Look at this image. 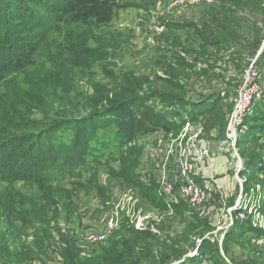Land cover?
Instances as JSON below:
<instances>
[{
	"label": "rangeland",
	"instance_id": "374dc122",
	"mask_svg": "<svg viewBox=\"0 0 264 264\" xmlns=\"http://www.w3.org/2000/svg\"><path fill=\"white\" fill-rule=\"evenodd\" d=\"M17 1L28 7L25 0ZM131 3L130 7L120 10L112 22L95 28L91 53L67 57L73 70L75 91L57 94L50 89L51 74H44L47 81L42 85L47 89L48 100L58 99L53 101L55 111L64 107L68 111L66 113L76 109L82 115L91 110L84 109L90 105L87 102L91 99L100 100L105 108L119 105L116 112L106 116L113 119L109 128H95L97 121L107 123L105 116L90 122L93 138L95 135L101 138L94 142L96 149L93 154L108 153L110 149L105 145L120 128L128 141L123 148L133 146L142 151L138 156L140 164L135 168V172L141 175L140 181H157L163 174L161 166L164 163H176L192 171L193 180L210 191L212 200L197 212L190 210L189 206L184 210L174 207L172 211H165L153 205L155 212L163 216L152 231L160 241L174 248H183L188 251L186 255L190 254L200 264H261L263 259L259 258V252L264 247L255 240L257 237L252 241L224 239L234 223L230 224L229 219L237 210L234 206L238 199L248 208L255 209L256 227L264 230V204L262 208L258 207L256 198L244 192L245 180L240 176L244 169V160L236 146L240 128L234 139H226L225 130L248 73L249 80L254 75L262 88L264 86V78L261 79L264 73V0H212L183 8L182 0H131ZM223 5L236 9L242 17L238 19L237 42L222 46L216 39L211 40L203 27L212 25L208 15L220 11ZM131 96L136 98L129 101ZM204 97H211V104L207 106L210 109L197 113L194 120L190 117V110L184 114L183 126L172 125L182 119L176 114L184 109L185 100ZM48 115L28 112L25 116L29 127L35 128L37 121H46ZM188 120L190 126L187 125ZM82 123L88 133L90 123L72 125H78L83 131ZM3 127L0 121V129ZM67 128L72 127L67 126L56 135L70 142L72 138ZM243 149L249 154L257 153L264 162V138L248 142ZM113 153L114 158L85 172L82 178H67L66 182L54 183L44 191L20 184L10 187L9 192L15 191L24 199V207L30 217L44 215L51 227L63 221L75 230H99L108 210L106 202L113 197L112 183L120 182L123 189L132 187L123 175L125 160L118 158L119 153L115 150ZM92 155L90 152L89 156ZM99 183L104 186L110 183L109 188L98 187ZM3 184H0L2 195L6 190L3 189L6 184ZM255 184L257 196L264 199L263 174L257 173L249 178V185ZM93 187L95 193L88 196ZM135 188L142 196L141 188ZM203 218H208L213 228L204 224ZM26 231L30 235H23L20 240L32 244L36 230L29 226ZM129 236V231L113 234L104 242L103 248L114 240ZM204 237H214L219 246L202 248L206 246ZM180 243L184 247L179 246ZM155 252L159 257L163 253L171 259L177 258L160 248ZM93 253L92 249H83L81 254L88 256ZM56 258L60 264V256ZM13 260L12 264H45L39 257ZM53 264L58 263L55 261Z\"/></svg>",
	"mask_w": 264,
	"mask_h": 264
},
{
	"label": "trees",
	"instance_id": "16d2710c",
	"mask_svg": "<svg viewBox=\"0 0 264 264\" xmlns=\"http://www.w3.org/2000/svg\"><path fill=\"white\" fill-rule=\"evenodd\" d=\"M25 2H28V7L17 0H0V12H3L0 17V121L4 125L3 129H0V184H8V186L3 184V189L6 190L3 195L0 193V264H12L13 259H24L26 256L39 257L45 264H53L55 261L59 264L56 256H60V264H200L196 258L187 256L188 251L183 248H174L160 241L156 233L129 226H123L114 233L115 235L121 231H129L130 236L127 239L114 240L104 248V243L99 244L92 248L94 252L92 255L82 256L83 248L77 244L73 233L75 229L70 227L67 233H63L59 224L51 227V223L44 215L30 217L24 207V199L16 195L15 191L9 192L10 187L20 184L44 191L54 183L66 182L67 178H82L85 172L114 158L115 150L119 153L118 158L125 160L124 178H127L126 181L133 188H141L143 202L166 209L165 201L158 193L159 185L155 179L150 183L138 179L141 175L135 172V168L140 164L138 156L142 151L133 146L123 148L128 142L124 130L117 129V135H112L111 140L108 139L105 145L106 149H110L108 153L93 154L96 149L94 142L101 138L97 135L93 138L91 132L94 130L89 127L90 122H96L99 116L106 118L108 114L116 112L119 105L105 108L100 100L91 99L87 102L90 105L84 106V109H91L87 114L82 115L76 109H70L71 113H66L68 111L64 107L55 111L53 101L58 99L52 98V101H49L47 89L45 90L42 85L47 81L43 78L44 74H51L50 89L57 94L75 91L72 82L73 70L67 57L91 53L92 43L95 41V28L112 22L120 10L131 6V0H25ZM223 6L220 7V11L216 10L208 15L212 25L206 24L203 27L208 37L211 40L216 39L217 44L222 46L237 42L240 26L238 19L242 17L236 9ZM261 75L263 79L264 73ZM134 98L136 97L131 96L128 100L132 101ZM209 104L211 97L185 100L184 109L176 114L182 119L173 122L172 125L183 126L184 114L190 110V117L194 120L197 113L210 109L207 107ZM48 107L50 110L47 111ZM28 112L49 115L45 117L46 121H37L36 127L30 128L28 118L25 116ZM106 119L107 123L97 121L95 128H109L113 119L108 117ZM80 122L87 125L90 123L89 128L87 127L88 133L85 131L84 123L83 131L79 130L78 125H72ZM67 126L74 128H67L72 138L70 142L56 135L57 131L64 130ZM225 136L227 139V134ZM262 138L264 100H256L244 117L236 146L244 160V169L240 172V176L245 180L244 192L251 193L256 198V205L261 208L264 199L257 196L256 184L249 185V178L257 173L264 175V162L257 153L244 152L243 147L248 142ZM90 152L92 156H89ZM108 185L99 183L98 187L108 189ZM95 191V187L90 189L88 196ZM175 208L184 210L188 209V205L182 201L176 204ZM241 211L246 213V218L241 220L237 216L238 211H235L234 223L224 239L252 241L255 237L264 236V230L254 225L248 210ZM203 219L204 224L213 228L208 218ZM29 226L36 230L32 244L20 240L23 235H30L26 231ZM55 228L60 231L58 237L54 235ZM213 238L204 237L206 246L202 248L218 247L219 241ZM179 246L184 247L182 243ZM157 248L173 253V257L177 258L171 259L163 253L159 257L155 252ZM32 253L35 255H30ZM259 254L263 264L264 249Z\"/></svg>",
	"mask_w": 264,
	"mask_h": 264
},
{
	"label": "built area",
	"instance_id": "2783aa9c",
	"mask_svg": "<svg viewBox=\"0 0 264 264\" xmlns=\"http://www.w3.org/2000/svg\"><path fill=\"white\" fill-rule=\"evenodd\" d=\"M212 0H182V8L188 5H195L202 2ZM250 73H248L247 82L244 89L238 94L234 102V109L229 115V123L227 129V137L234 139L237 130L244 122L245 115L249 112L251 105L256 100H264V86L262 88L261 82L256 81V77L249 80ZM258 82V83H257ZM188 126L190 122L188 120ZM169 162H171L169 160ZM187 166V162H186ZM161 177L157 179L159 185V195L164 199L166 204L165 211H172L176 204L184 201L189 206L190 210H200L206 208V204L211 201V193L207 188L201 187L191 177L192 171L188 168L179 167L176 163H164L161 166ZM165 174V175H164ZM120 182L112 183L113 197L107 200L108 210L104 217V223L99 230H76L73 233L77 240L79 247L83 249H92L93 247L104 243L116 231L123 226L134 227L137 230L155 231L157 221L163 217L156 213L153 205L144 203L141 200V195L138 189L133 187L121 188ZM222 194V193H221ZM242 200L238 199L234 209L238 211V218L243 220L246 218V213L241 209L248 210L252 214L253 223L258 225L256 220L255 209L248 208L247 205L242 204ZM231 210V207H230ZM229 214V212H228ZM230 224L234 222L233 214L229 219ZM60 231L67 233L70 227L63 221L59 222ZM59 230V229H58ZM60 231L54 229L55 235L59 236ZM257 242L262 243L264 247V236L257 237Z\"/></svg>",
	"mask_w": 264,
	"mask_h": 264
},
{
	"label": "water",
	"instance_id": "95a60500",
	"mask_svg": "<svg viewBox=\"0 0 264 264\" xmlns=\"http://www.w3.org/2000/svg\"><path fill=\"white\" fill-rule=\"evenodd\" d=\"M242 163H243V162L241 161V165H242ZM242 187H243V183H242ZM189 255H190V254H189ZM189 255H187V256H189Z\"/></svg>",
	"mask_w": 264,
	"mask_h": 264
},
{
	"label": "crops",
	"instance_id": "0c3cea01",
	"mask_svg": "<svg viewBox=\"0 0 264 264\" xmlns=\"http://www.w3.org/2000/svg\"><path fill=\"white\" fill-rule=\"evenodd\" d=\"M211 233H213V232H211Z\"/></svg>",
	"mask_w": 264,
	"mask_h": 264
}]
</instances>
